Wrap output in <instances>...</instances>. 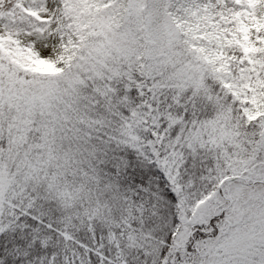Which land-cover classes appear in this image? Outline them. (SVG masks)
Masks as SVG:
<instances>
[{
    "label": "snow or ice",
    "instance_id": "1",
    "mask_svg": "<svg viewBox=\"0 0 264 264\" xmlns=\"http://www.w3.org/2000/svg\"><path fill=\"white\" fill-rule=\"evenodd\" d=\"M0 264H264V0H0Z\"/></svg>",
    "mask_w": 264,
    "mask_h": 264
}]
</instances>
